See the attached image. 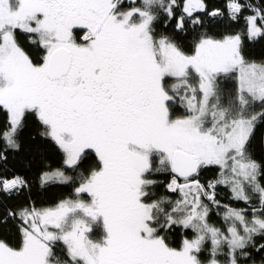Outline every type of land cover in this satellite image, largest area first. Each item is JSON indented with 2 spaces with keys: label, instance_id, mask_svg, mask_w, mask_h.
Instances as JSON below:
<instances>
[{
  "label": "snow or ice",
  "instance_id": "snow-or-ice-1",
  "mask_svg": "<svg viewBox=\"0 0 264 264\" xmlns=\"http://www.w3.org/2000/svg\"><path fill=\"white\" fill-rule=\"evenodd\" d=\"M0 264H264V0H0Z\"/></svg>",
  "mask_w": 264,
  "mask_h": 264
}]
</instances>
